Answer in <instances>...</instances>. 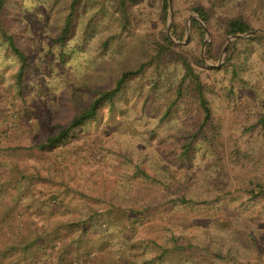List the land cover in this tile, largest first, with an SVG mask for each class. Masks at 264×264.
I'll return each instance as SVG.
<instances>
[{
	"label": "rangeland",
	"instance_id": "1",
	"mask_svg": "<svg viewBox=\"0 0 264 264\" xmlns=\"http://www.w3.org/2000/svg\"><path fill=\"white\" fill-rule=\"evenodd\" d=\"M62 3L10 1L11 26L38 66V76L27 77L21 98L16 97L12 79L16 61L0 42V217L6 216L11 227L1 235L12 242L6 264H107L108 259L120 264L129 257L139 258L138 246L128 248L132 241H164L173 234L206 249L211 264H264V199H251L242 189L250 179L264 182V121L260 122L264 43H249L239 77L231 80L230 68L221 67L229 35L204 23L208 43L221 49L216 63L205 59L206 34L202 42L190 29L187 35V22L190 27L198 17L191 7L207 5L208 0H176L177 18L185 23L186 35L181 41L172 34L173 40L168 38L190 56L200 55L202 64L194 67L213 87L207 95L222 122L226 149L239 148L245 154L239 165H218L202 145L190 162L178 158L179 137L196 112L180 109L161 121L159 113L136 106L137 95L151 84L149 72L130 81L119 97L123 114L112 119L105 108L97 122L77 129L61 148L42 151L38 143L67 124L74 113L68 99L71 84L82 89L109 85L120 72L143 61L140 38L163 30L156 0L131 4L138 19L124 30L117 20L116 2L104 0V18L84 34L82 25L93 11L81 7L72 34L60 43L56 37L63 20ZM171 14L173 23V0L167 36ZM257 29L264 33V26L256 22ZM166 73L164 78L172 81L181 77L182 69L173 65ZM135 211H142L143 218L137 217L132 225L129 218L136 216ZM93 214L91 252L62 254L47 233L39 235L46 228L83 223ZM27 237H43L42 244L24 253Z\"/></svg>",
	"mask_w": 264,
	"mask_h": 264
},
{
	"label": "trees",
	"instance_id": "2",
	"mask_svg": "<svg viewBox=\"0 0 264 264\" xmlns=\"http://www.w3.org/2000/svg\"><path fill=\"white\" fill-rule=\"evenodd\" d=\"M10 1L0 0V42L16 61L17 67L12 79L16 88V97L21 98L25 92L27 77L38 76V66L22 47L17 32L11 26L8 14ZM61 1L63 2V20L61 30L56 37L60 43H64L72 34L81 7L86 8L87 6L93 11L82 25L84 34L94 27V23L104 18V0ZM113 1L116 2L115 9L119 10L117 20L123 30L127 29L133 20L138 19L137 16L132 15L130 5L141 0ZM156 1L163 30L157 34H145L140 38L143 61L136 68L120 72L113 82L106 86L103 84L96 88V86L89 85L82 89L78 84H71L68 99L74 113L67 124L59 125L55 134L46 136L38 143L39 150L61 148L77 129L85 127L90 122H97L105 108H107L108 117L112 119L117 114H123L125 109L120 108L119 97L129 88L130 81L149 72L151 84L145 93L137 95L136 106L146 108L156 114L159 113L161 121L169 120L180 109L196 112V118L188 124L179 137V159L190 162L195 151L202 145L210 150L211 156L222 167L241 163L245 154L239 148L227 150L223 143V125L220 118L215 115L211 100L207 95V92L212 91L213 87L200 76L194 67V64H202L200 55L190 56L189 51L178 49L177 45L168 38L166 22L170 8L169 0ZM173 3L174 21L171 25V34L175 39L181 41L185 38L186 26L177 18L176 0H173ZM191 9L208 27L217 25L225 36L251 32L255 29L256 22L264 26V0H208L207 5L198 3ZM219 12H222L223 15ZM190 34L197 35L201 42L204 39L206 31L197 19H192L190 22ZM251 41L264 43V33H255L247 39L238 38L229 44L221 67L230 68L231 80L239 77V67L242 60L246 58L248 45ZM102 46L104 47V40ZM220 50H216L213 41L209 42L204 53L205 59L216 63L220 58ZM173 65L182 69V75L176 80L168 81V78L164 77L168 76L166 71ZM165 79L167 83L164 81ZM231 90L232 87H229L225 95L226 98L230 95ZM263 121L264 115L260 119L261 123ZM242 189L251 199H264V182L262 181L250 179ZM142 211H135L136 216L129 218L132 225L137 221V217H139L138 220L143 218ZM95 216L93 214V217L83 223H69L65 226L43 229L39 235L47 233L51 237L50 242L53 243V246H59L62 254L79 252L82 249L91 252L94 250L90 245V240L94 235L92 229L96 225ZM41 239L43 237L34 240L27 237L22 243V252L29 251L35 245H41ZM136 246L140 249L139 258L129 257L126 261H121L120 264L212 263L211 256L206 249L190 240L180 239L174 234L164 241L154 239L132 241L128 248ZM214 255L222 259L226 257L222 253L216 252ZM107 264L114 263L108 259Z\"/></svg>",
	"mask_w": 264,
	"mask_h": 264
},
{
	"label": "water",
	"instance_id": "3",
	"mask_svg": "<svg viewBox=\"0 0 264 264\" xmlns=\"http://www.w3.org/2000/svg\"><path fill=\"white\" fill-rule=\"evenodd\" d=\"M169 4H170V10H171V9H172V0H169ZM197 19H198V21L201 23V25L203 26V28H204L205 31H206V39H205V41H204V47H205L206 44H207L208 41H209V38H208V30H207L206 25L204 24V22L201 20V18H200L199 16L197 17ZM171 23H172V14L170 15V17H169V21H168V37H169L170 39L173 40V38H172V36H171V33H170V26H171ZM189 29H190V27H189V22H187V35H188V33H189ZM257 32H260V30L257 29V30H253V31H251V32L244 33V34H239V35H229V36H228L227 43H226V46L224 47L223 52L226 51L227 46H228V44H229L231 41H233V40H235V39H238V38H245V37L252 36L253 34H255V33H257Z\"/></svg>",
	"mask_w": 264,
	"mask_h": 264
},
{
	"label": "crops",
	"instance_id": "4",
	"mask_svg": "<svg viewBox=\"0 0 264 264\" xmlns=\"http://www.w3.org/2000/svg\"><path fill=\"white\" fill-rule=\"evenodd\" d=\"M2 214V212H1ZM0 214V216H1ZM6 213H4L5 215ZM8 219L6 216L0 217V244L1 242L4 243V247H0V262L4 261V264L8 263L11 260V250H12V242L7 241L6 239L2 238L1 231L3 232L4 229H7L8 223L5 221ZM11 227L8 226V230L10 231ZM26 258V257H25ZM22 259V258H20Z\"/></svg>",
	"mask_w": 264,
	"mask_h": 264
}]
</instances>
